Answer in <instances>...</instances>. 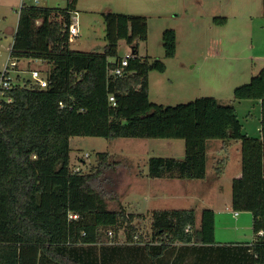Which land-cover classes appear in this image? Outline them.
Listing matches in <instances>:
<instances>
[{
    "label": "trees",
    "instance_id": "trees-1",
    "mask_svg": "<svg viewBox=\"0 0 264 264\" xmlns=\"http://www.w3.org/2000/svg\"><path fill=\"white\" fill-rule=\"evenodd\" d=\"M77 2L69 0L66 9L24 3L19 12L11 57L43 62L49 70L46 88L17 77L7 93L12 102L0 100V264H264V69L234 92V100L261 102V137L254 138L243 132L233 104L208 97L177 106L150 100L148 75L166 66L138 56L145 17L110 14L104 52L72 50ZM123 20L129 31L121 35L116 22ZM119 37L132 55L120 77L112 71L121 58L110 61ZM163 40L166 57H175L176 32H164ZM73 137L184 140L183 159L148 161L150 178L178 180L206 179L208 141H223L226 151L241 142L242 174L232 180V208L252 214L253 240L217 243L215 212L204 209L197 227L193 208L150 212L147 240L134 224L143 214L108 207L115 196L107 174L121 161L99 153L89 172H76ZM225 165V159L217 165L218 177Z\"/></svg>",
    "mask_w": 264,
    "mask_h": 264
},
{
    "label": "rangeland",
    "instance_id": "rangeland-1",
    "mask_svg": "<svg viewBox=\"0 0 264 264\" xmlns=\"http://www.w3.org/2000/svg\"><path fill=\"white\" fill-rule=\"evenodd\" d=\"M23 2L59 9L69 6V0H40L38 4L33 0H0V70L10 56ZM110 14L141 16L147 20L146 37L138 41V56L149 58L151 62L160 61L166 66L165 72L153 70L148 75L149 98L152 102L177 106L198 98H215L221 104L234 105L246 135L261 137V102L234 100V92L238 87L249 84L264 69V0H78L72 10V21L77 23L79 35L71 41L70 48L84 53L104 52L108 43L106 16ZM118 22L116 30L124 35L129 31L128 26L124 20ZM168 30H174L177 35V50L173 58H167L165 53L163 35ZM117 46L116 56L110 58L112 62L131 54V47L123 37L118 38ZM14 63L17 60L10 59V67ZM18 65L17 71L11 72L15 82L16 77H20L21 84L26 83L24 79L34 82L31 77L34 69L43 76L49 70L40 61L21 60ZM214 143L223 142L215 140L210 142V146ZM70 145L72 165L84 172H89L97 163L99 153H110L117 161H121L115 172L107 174L114 180L108 191L115 196L107 199L108 207L119 209L124 205L130 213L143 214L145 218L135 219L134 224L147 240L152 237L150 211L193 207L200 222L202 211L214 206H220L216 210L218 213H215L217 243H248L254 236L253 221L249 220L252 214L238 212L235 216L229 197L218 200V203L212 200L206 203L202 199L167 198L164 194V199L157 197L151 203L148 193L153 191V195H157L161 188L158 184L148 187L150 183L158 182L147 176L148 160L151 157L178 158L181 151H185L184 140L73 137ZM236 145H232L234 149ZM238 145L240 147L241 142L238 141ZM234 149L231 154L236 160ZM235 160L230 164L231 170L226 173V180L231 172L237 170ZM212 161L209 154L207 169L214 173ZM220 161H216V165ZM215 180L210 175L204 181L205 188L210 189ZM231 186V183L228 186L224 184L223 190L231 189ZM176 189L180 191L179 187L167 190L173 195ZM193 196L198 198V194ZM119 236L122 241L125 240L124 230Z\"/></svg>",
    "mask_w": 264,
    "mask_h": 264
},
{
    "label": "crops",
    "instance_id": "crops-1",
    "mask_svg": "<svg viewBox=\"0 0 264 264\" xmlns=\"http://www.w3.org/2000/svg\"><path fill=\"white\" fill-rule=\"evenodd\" d=\"M76 19L77 18H75V20ZM35 61H37V60H35ZM212 141H215V140H210V141L207 142V167H208V155L211 154L212 159H213L211 165H213V167H214L213 168V170H214L213 172L214 173H212V171L208 172V169H207V177H206V179H204V180H195V181H199L197 183H185V182L182 183L183 181H186V180H178V179H156V180H158L157 183H153L152 182L149 185L147 184L148 187L153 186V184H156V185L158 184V185H160V188H161L160 191L157 193V195H153V194H155V193H152L153 191L148 193L149 194L148 198H150L151 203H152V201H154V199L156 200L157 197H159V198L161 197L162 199H164L163 195L165 194L167 196V198L169 196H174L175 199H179V200L188 199V198L202 199V200H205L206 203L208 201H210V200L216 201V203H218V200L226 199L227 197H229L230 204L232 206V189H230V188L226 189L225 188V190H223V185L225 184L226 186H228L230 183L232 185V180L234 178H236V177H240L241 174H242L241 146L239 147L237 141H233V142H231V144H230V146H229V148L227 150L228 153H225L224 152V145H223L224 143H214V144H212L210 146V142H212ZM234 143L237 144L235 149H234V146H232ZM232 149L235 150V154L237 155L236 160L232 157V154H231V150ZM184 157H185V151H184V153L181 151V154H180V156L177 159H183ZM225 158L227 159L226 165H225V167L223 169L222 175L220 177H218L216 175V171H215V169L217 167L216 161H219L220 159L222 160V159H225ZM232 160H235L236 165H237V170L234 173H232L230 171L231 172V176L226 180V173L229 170H231L230 164H231ZM210 175H213L216 180L214 181V183H213V185H212V187L210 189L209 188L206 189L205 188L206 186L204 185V181H206L210 177ZM147 176H148V174H147ZM173 187H179L180 191H178L176 189L173 192V195H170V193L168 192L167 189L173 188ZM198 188H200V190H198ZM231 188H232V186H231ZM147 191H149V190H147ZM229 192H230V194H229ZM195 194H198V198L193 196ZM206 205H209V203L206 204ZM215 205L218 206V204H215ZM191 208H193V207H190L188 209H191ZM205 209H208V208H205ZM211 209L215 213H218L216 210L220 209V206H219V208L214 206ZM154 210H156V209H154ZM158 210H161V209H158ZM150 212H152V211H150ZM196 215H197V212H196ZM201 216H202V213H201ZM249 220L253 221V218L250 217ZM200 224H201V219H200V222L197 221V227H200ZM215 232H216V230H215ZM252 240H253V237H252L251 241Z\"/></svg>",
    "mask_w": 264,
    "mask_h": 264
},
{
    "label": "built area",
    "instance_id": "built-area-1",
    "mask_svg": "<svg viewBox=\"0 0 264 264\" xmlns=\"http://www.w3.org/2000/svg\"><path fill=\"white\" fill-rule=\"evenodd\" d=\"M33 1H34L35 4H38L40 2V0H33ZM24 3L25 2H23L21 4L19 12L22 9V7L24 6ZM76 24L73 23L72 26L70 27V33H69L70 42L73 41L79 35V30H78ZM11 51H12V46L10 48V56H9V58L7 59L6 64L0 70V100H2V101L4 100L7 103L12 102L11 97H8L7 93H8V91H10V89L13 88V84L15 82V78L12 77L11 70L17 71L18 66H19L18 64L21 61V60H17V63L16 64L14 63L12 65V67H10L9 61H10V59H13L11 57ZM131 57H132V55L128 54V55H126L125 57H123V58H121L119 60L117 68L112 71L115 76L120 77V76H124L125 75V69L129 65V60H130ZM31 77L34 80L33 84L37 88L44 89V88L47 87L46 76H43L39 70H37V69L32 70L31 71ZM110 101H112L113 105H115L114 97H110ZM75 171L76 172H80L81 169L79 167H75ZM235 215L237 216L238 212H235ZM69 217L71 219H76L77 215H70Z\"/></svg>",
    "mask_w": 264,
    "mask_h": 264
}]
</instances>
